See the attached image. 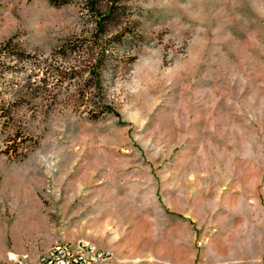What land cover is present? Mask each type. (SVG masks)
I'll return each instance as SVG.
<instances>
[{
    "label": "rangeland",
    "instance_id": "obj_1",
    "mask_svg": "<svg viewBox=\"0 0 264 264\" xmlns=\"http://www.w3.org/2000/svg\"><path fill=\"white\" fill-rule=\"evenodd\" d=\"M101 4L0 0V264H264V0Z\"/></svg>",
    "mask_w": 264,
    "mask_h": 264
},
{
    "label": "built area",
    "instance_id": "obj_2",
    "mask_svg": "<svg viewBox=\"0 0 264 264\" xmlns=\"http://www.w3.org/2000/svg\"><path fill=\"white\" fill-rule=\"evenodd\" d=\"M32 264H118L112 254L89 240L59 242L46 249Z\"/></svg>",
    "mask_w": 264,
    "mask_h": 264
},
{
    "label": "trees",
    "instance_id": "obj_3",
    "mask_svg": "<svg viewBox=\"0 0 264 264\" xmlns=\"http://www.w3.org/2000/svg\"><path fill=\"white\" fill-rule=\"evenodd\" d=\"M50 1L55 3V4H62V3H66V2H68L70 0H50ZM83 1H84V4H85L86 8L92 14L98 15V16H100L102 14V10H101V5L102 4L101 3L103 2V0H83ZM99 25L101 26L102 24L99 22Z\"/></svg>",
    "mask_w": 264,
    "mask_h": 264
}]
</instances>
